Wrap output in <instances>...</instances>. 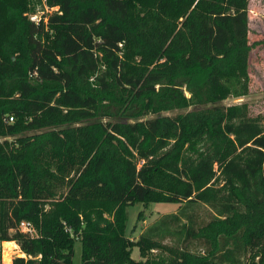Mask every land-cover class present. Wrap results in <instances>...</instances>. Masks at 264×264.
<instances>
[{
  "label": "trees",
  "instance_id": "obj_1",
  "mask_svg": "<svg viewBox=\"0 0 264 264\" xmlns=\"http://www.w3.org/2000/svg\"><path fill=\"white\" fill-rule=\"evenodd\" d=\"M247 1L0 0L11 264H72L75 240L80 264H264V123L222 103L248 90ZM154 202L177 207L128 237Z\"/></svg>",
  "mask_w": 264,
  "mask_h": 264
},
{
  "label": "rangeland",
  "instance_id": "obj_2",
  "mask_svg": "<svg viewBox=\"0 0 264 264\" xmlns=\"http://www.w3.org/2000/svg\"><path fill=\"white\" fill-rule=\"evenodd\" d=\"M36 9H39L37 7ZM42 12L38 10L34 15L38 18V15ZM247 26H248V42L251 44L250 51L248 53V90L243 96L233 98L228 97L222 101L223 104H238L244 102L247 105V112L249 116L259 115L264 123V0H248L247 1ZM176 110L169 112H162V114L172 115L176 113ZM149 117V116H147ZM10 120V119H9ZM1 140V138H0ZM175 205V203L169 202H154L150 203L148 209H143L141 204L128 205L126 208V228L125 231L131 239H135L138 235V230L154 220V214L152 211L158 208H167L168 206ZM143 210V217L145 223L136 220V213ZM151 211V212H150ZM195 212L202 219L206 221L210 215L208 210L203 205H198L195 208ZM135 224L136 228L132 229V225ZM131 258H137L136 248L132 249ZM155 254V251L152 252ZM72 264H80V243L75 240L73 243V255Z\"/></svg>",
  "mask_w": 264,
  "mask_h": 264
},
{
  "label": "built area",
  "instance_id": "obj_3",
  "mask_svg": "<svg viewBox=\"0 0 264 264\" xmlns=\"http://www.w3.org/2000/svg\"><path fill=\"white\" fill-rule=\"evenodd\" d=\"M32 21H37L34 14L29 15ZM11 120V118H9ZM17 228L24 233L32 235L34 233L32 226L25 220H20L17 224ZM16 256L25 257L19 249L18 245L13 241H0V264H11L12 260Z\"/></svg>",
  "mask_w": 264,
  "mask_h": 264
},
{
  "label": "crops",
  "instance_id": "obj_4",
  "mask_svg": "<svg viewBox=\"0 0 264 264\" xmlns=\"http://www.w3.org/2000/svg\"><path fill=\"white\" fill-rule=\"evenodd\" d=\"M176 207H177V205L175 204V205H170V206H168L167 208H165V209H163V208H158V209H155L154 211H152V213L155 215L154 216V219L158 216V215H160V214H163V213H172V212H174L175 211V209H176ZM151 212V211H150ZM142 223H145V221L143 220L142 221ZM135 230L136 229H139V226H137V228L135 227L134 228ZM140 231V229L138 230V232ZM132 252H134V251H131V254H132ZM131 254H130V256H131ZM139 258V256H138V253H137V258L136 259H138Z\"/></svg>",
  "mask_w": 264,
  "mask_h": 264
}]
</instances>
